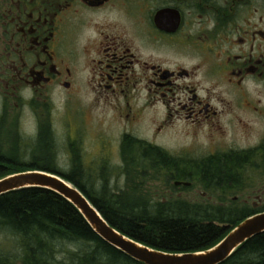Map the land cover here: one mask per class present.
<instances>
[{"label": "flooded vegetation", "instance_id": "1", "mask_svg": "<svg viewBox=\"0 0 264 264\" xmlns=\"http://www.w3.org/2000/svg\"><path fill=\"white\" fill-rule=\"evenodd\" d=\"M78 94L92 95L84 120L90 108L111 117L110 129L91 124L84 156L104 151L140 175L134 205L264 212V0H0L1 140L9 116L44 114L56 95L69 114ZM123 234L166 254L212 248L167 251ZM99 238L1 248L0 264H145ZM252 240L216 264H264Z\"/></svg>", "mask_w": 264, "mask_h": 264}, {"label": "trees", "instance_id": "2", "mask_svg": "<svg viewBox=\"0 0 264 264\" xmlns=\"http://www.w3.org/2000/svg\"><path fill=\"white\" fill-rule=\"evenodd\" d=\"M76 141L78 142L77 138L71 141L74 165L70 172L63 171L56 160V142L50 125L41 126L30 162L18 161L19 148L8 158L0 156V179L34 170L60 174L86 194L112 227L167 251L213 247L228 231L218 223L239 224L254 215L248 208L242 207V210L234 207L233 204H239L235 202L224 207L179 204L148 206L140 202L134 205L127 198L135 194L131 189L137 182L133 184L132 180L141 176L134 173L125 175L118 168L122 176L128 178L127 188L130 189L127 192L121 189L118 193L107 194V187H104L101 192H97L89 186L88 180H78L75 177L74 171L81 161L80 151L75 148ZM145 162L146 160L138 161L141 166L146 167L148 164ZM110 174H107V180ZM100 175L106 180L107 175ZM158 175L160 174H152L153 177ZM0 228L14 233L20 240V247L27 248L47 247V243L50 246L49 240L67 239L70 236L86 240L100 239V235L71 202L53 190L40 187L23 188L0 195ZM248 246L258 248L264 258V233L254 236ZM34 252L37 253H32ZM44 262L47 260L42 261Z\"/></svg>", "mask_w": 264, "mask_h": 264}, {"label": "rangeland", "instance_id": "3", "mask_svg": "<svg viewBox=\"0 0 264 264\" xmlns=\"http://www.w3.org/2000/svg\"><path fill=\"white\" fill-rule=\"evenodd\" d=\"M55 99L56 101L52 103V106H48L45 111L40 110L42 113L44 112V114L37 115L31 108L25 107L23 111L24 114L20 119L17 118L16 114L13 117L14 120H12V116L8 117L9 136L6 142L0 138V156L8 158L12 156L11 154L15 152V149L19 148L20 155L18 161L22 163L30 162L35 152V144L39 139L40 127L50 125V130H52L56 142L55 156L61 170L70 172L74 165V155L70 153L69 150H72L71 141L77 138L79 143L76 141L74 144L75 148L80 151L79 155L81 161L77 170L74 171L75 177L78 180H88L89 186L94 188L97 192H101L104 187H107V194L118 193L121 189H125L127 192V186L123 182V176L116 168L119 162L117 158L110 159V157H106L104 151H102L99 157L94 156V158L88 159V156H84L85 154L83 152V146L85 144L87 146L89 142L95 139L96 133L91 124H103V130L110 129V127H108L111 122L110 111L90 108L94 121L89 122L84 120L85 117L83 118L82 114H85V112H83L80 107L82 108L85 106L89 108L93 102L92 95L78 94L75 96L72 99L70 105L72 110L69 111V114L65 111L66 95H56ZM37 107L40 109L42 106ZM73 123L80 124L78 132L75 131L76 127ZM69 124L71 125L69 126ZM70 133L74 139L69 137ZM104 144H106V142H101V149H104ZM90 159L92 163H89ZM100 173L104 175L111 173L109 180H107L108 175L105 177L106 181ZM235 193L236 192H232L231 196H234ZM233 205L243 210L239 204ZM60 245L69 246L70 244L62 243ZM48 246L49 243H47V247ZM6 247H11L12 249L4 251L5 253H16L17 251L15 248L20 247V240L11 231L0 228V249Z\"/></svg>", "mask_w": 264, "mask_h": 264}, {"label": "water", "instance_id": "4", "mask_svg": "<svg viewBox=\"0 0 264 264\" xmlns=\"http://www.w3.org/2000/svg\"><path fill=\"white\" fill-rule=\"evenodd\" d=\"M53 190L71 202L104 240L145 264H216L225 260L237 247L264 233V212L251 215L237 224L214 247L193 254H166L142 245L112 227L96 206L74 183L64 176L47 171H26L0 179V195L23 188ZM228 226L230 224H221Z\"/></svg>", "mask_w": 264, "mask_h": 264}]
</instances>
